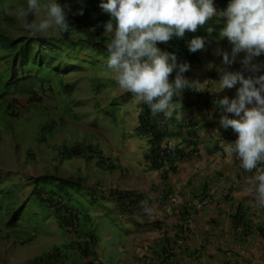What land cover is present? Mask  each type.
Segmentation results:
<instances>
[{
	"label": "clouds",
	"instance_id": "1",
	"mask_svg": "<svg viewBox=\"0 0 264 264\" xmlns=\"http://www.w3.org/2000/svg\"><path fill=\"white\" fill-rule=\"evenodd\" d=\"M224 2L226 9L221 10L218 5ZM91 6L90 0H0V139L4 138V145L0 143V233H6V237H0V241L10 245L6 259L13 260L15 264L23 257L26 249L33 247L35 236L40 239L38 242L44 240L48 234L46 218L49 215L59 220L61 227L73 237V246H70L79 253L82 260L86 261L95 255L92 251L95 246L94 235H81V210L76 206L80 203L75 195H87L89 201H93V198L105 199L107 196L100 182L93 183L92 190L85 186V178L81 175L42 173L34 176L36 166L26 165V171H21L22 167L15 163L16 151L13 153L6 148L11 140L32 136L24 127L26 119L35 121L38 116L50 114V120L53 121V114L58 115L59 112L60 119L63 114L68 117V112L64 110L73 103L69 102V94H74L68 88L75 80H71L69 75L89 67L100 66L114 72L117 85L126 92L118 98L121 106L131 98L137 103H144L145 108L149 106L156 129L162 134L158 147L159 159L151 154L154 150L151 145L154 135L139 128L138 131L145 133L149 139L150 152L147 159L151 165L154 166L153 162L156 161L163 163V168L179 159L180 154L174 138L163 133L169 123L173 125L175 121L184 118L171 117L173 102L184 103L187 100L184 106L194 108L196 105L197 110L206 112L201 105L190 102L185 95L180 96L183 91L189 96L193 84H199L198 81L193 83L186 78L185 75L190 78L193 74L189 65L204 64L200 50L205 47L209 49L203 52L208 54V60L212 62L217 60L221 45H233L232 59H229L227 53L223 54L225 64L234 63L236 56L244 53L240 62L251 75L245 78L241 72H224L219 81L220 91L231 89L237 83L241 86L236 98L230 100L225 96L216 101V110L221 114L220 127L224 130L231 128L238 138L236 135L228 137L225 140L228 142L222 146L215 142L218 148H214V155L219 156V152L224 150L229 158L235 156L238 159L241 172L254 173L246 178L244 192L258 206L264 207V75L259 74L264 65L254 61L255 57L264 53V0H101L100 8L109 15L108 18L102 11H92ZM88 9L91 10L89 20L103 17L107 22L104 29L93 26L76 28L75 23L70 26L67 18L71 14L83 15ZM35 17L39 18V22ZM30 19L32 22L26 23ZM50 29H53L50 32L60 36L56 38L45 34ZM86 30H92L96 35L104 33L108 36L106 45L97 48L93 40L74 38L75 35L82 36ZM202 31L203 35L196 37ZM174 37L186 44V49L181 53L169 49ZM83 48H87L86 53L91 55L86 60L79 57L85 50ZM25 56H28L27 61H23ZM177 58L182 59L179 60L181 64H177ZM106 60L107 68L104 66ZM74 62L77 65L70 64ZM174 70H177L176 75L171 76ZM78 78L79 81L88 79L90 82L88 94L84 91L87 84L80 85L83 91L78 97L90 96L92 92L102 96L107 92L105 89L100 94L106 87L104 83H111L110 80L92 79L90 76ZM27 79L31 83L20 84ZM128 94L131 96L127 97ZM232 114L236 118H230ZM209 119L207 117L202 121L207 122V125L212 124ZM93 120L95 125L99 124V119ZM56 123L58 127H63L61 122ZM52 130V122L43 127V133ZM231 139L234 142H230ZM168 143L172 144L171 148H165ZM74 151L81 152L70 155ZM84 151L82 145L62 150L67 159L94 158L92 155L82 156ZM26 172L29 176L24 174ZM242 175L245 177L246 173L237 174V179ZM22 185L26 188V194L23 202L17 205ZM212 202L211 196L202 195L196 205L185 206L183 211L188 215L184 221L191 220L188 210H200ZM123 204L126 203L119 205L123 212L131 213L135 210L129 204V210H124ZM141 208L147 215L154 212L147 201L141 202ZM65 216L70 218L68 227L63 225ZM35 218L38 223L32 225ZM84 249L90 254L86 255ZM62 255L61 250L55 248L30 264H38L48 256L57 259L56 264H63L66 260L68 262V257ZM169 255L172 254H166L165 259ZM88 264L95 263L90 260Z\"/></svg>",
	"mask_w": 264,
	"mask_h": 264
},
{
	"label": "crops",
	"instance_id": "2",
	"mask_svg": "<svg viewBox=\"0 0 264 264\" xmlns=\"http://www.w3.org/2000/svg\"><path fill=\"white\" fill-rule=\"evenodd\" d=\"M179 60L182 59L177 58V64H181ZM104 66L107 68V60ZM175 71L171 76L176 75ZM102 75L104 81H111L107 83V92L102 96L94 92L90 96L81 95L79 101L74 102L78 106L77 115L83 101L95 105L92 117L100 122L94 125V136L86 131L82 145L85 150L82 156H94L93 159L86 158L88 161L84 159V164L94 173L90 174L88 169L83 173L85 177H91L87 179L88 183L100 182L107 196L93 201H89L87 195L77 197L80 204L76 206L81 210V235H94L98 249L88 259L95 264H264V207L245 194L243 175L238 179L236 175L219 177L220 167L226 165L239 174L238 159L235 156L229 158L222 150L219 154L223 159L218 158L222 165L210 164L207 159L209 154L214 155L215 144L208 142L200 152L199 164L187 168V171L180 170L186 160L176 159L163 168L152 166L147 159L149 139L138 131L145 104L131 98L121 106L118 98L126 92L117 85L114 72L107 68ZM104 91L103 88L100 94ZM173 103L172 118H187L193 111V108L184 106L187 100ZM116 118H120L117 127L112 121ZM173 125L169 123L163 133L176 139L180 149L185 144ZM220 139L214 135L213 139L207 140L219 146L228 142L222 143ZM230 142L234 141L231 139ZM134 164L142 167L135 168ZM121 173L126 181L122 180ZM120 194H136L142 199L133 212H123L119 205L123 202L129 204L131 199L121 201ZM202 195L211 196L213 202L200 210H188L192 219L190 234L183 238L181 232L186 228L181 214L184 207L196 205ZM142 201L154 208L151 215L142 211ZM0 237H6V233H0ZM38 240L35 236V244L25 250L17 264H30L55 249L52 235ZM71 243L60 241L57 247L68 248ZM9 247L8 242L0 241V264H15L6 259ZM168 253L172 255L165 259ZM81 260L78 255L77 261Z\"/></svg>",
	"mask_w": 264,
	"mask_h": 264
},
{
	"label": "rangeland",
	"instance_id": "3",
	"mask_svg": "<svg viewBox=\"0 0 264 264\" xmlns=\"http://www.w3.org/2000/svg\"><path fill=\"white\" fill-rule=\"evenodd\" d=\"M75 7V5H73ZM37 22H39V18L35 17ZM32 22L31 19L28 20L26 23ZM24 23V24H26ZM53 31V29H50L47 33L48 35H51L53 37L58 38L60 34ZM90 32L84 31L85 34L82 36H74L77 40H93L95 47H101L103 48L106 45V41L108 36L103 35L104 33H101L100 35H96L94 31L89 30ZM27 35H30L26 31ZM203 35V31L199 33L196 37H201ZM206 46V41H205ZM218 48V47H217ZM232 48L233 45L229 43V45L226 47L225 45H221L218 49V55L217 60L215 62L208 60V54H204L203 50L209 49V47H205L203 50H200V56L202 60H204V64H191L189 65V69L193 70V74H191V77L189 78L188 75H185L186 78L190 82H199V84H193V87L190 88L189 91L190 95L188 96L186 93H183L180 96L185 95L188 100L194 104H199L203 107V109L206 110L204 112L203 110H197L195 107L193 108L192 113L187 118H182L174 123V128L177 130L178 135L180 138L183 139V143L185 146L181 147L179 149L180 154H178L179 161H185L184 165L181 167L180 170L187 171V168L193 167L196 164H199L201 161V155L200 152L204 151L205 146L208 144V142L214 144L213 141H209L207 139H213L214 135L217 137H220L221 135V142H225L226 138L232 137L236 135V138H238L237 133H235L231 128L224 130L219 125V118L221 114L218 113L217 104L216 101L219 99H222L223 97L227 96L230 100L233 98H236L237 96V90L241 86L239 83L235 85L231 89H224L220 91L219 88V81L221 80L222 74L224 72H241L247 78L249 75H251L250 72H248L244 66L241 64V60L244 58V53H240L236 56L235 62L231 64H225L223 60V54L227 53L229 55V59H232ZM83 54H80L79 57L86 60L89 56V54L86 53L87 48H83ZM212 51V50H211ZM254 61L258 64L264 65V53H262L260 56L255 57ZM71 65L75 66L77 65L75 62L70 63ZM63 67L68 68L67 65H64ZM105 69H102L99 67H89V69H81L80 71H76L71 73L70 79L74 80L73 83L69 84V91L70 93H74L73 95L68 96L69 102H73L68 108V117H66L64 114L62 115V119H60V112L59 116L56 115V113L53 114V121L50 120V114L47 116H38V118L35 121L25 120L24 127L26 130L30 131L32 133L31 137H20L18 140H11L7 143L6 148L11 149L15 156V163L19 167H22L21 171H26V165H31L36 170L34 173V176L40 175L42 173H48V174H55L60 176H75V175H81L85 178V185H87V188L94 190V187L91 183L87 182L88 178H91L89 175L88 177L84 176L83 170L88 169L90 174H93L94 171L92 168L88 167L86 164H84V159L81 157H75L74 159H67L65 156H63L62 150L68 149V148H76L80 147V145H83L82 143H85L84 134L86 131L90 133L91 136H94L95 128H94V120L93 117L95 110V105L89 104L90 101H83L82 106L79 108V113L77 115L78 106L74 104V102H78L77 98L79 93L83 91L82 88H79L80 85L87 84L84 88L85 93L88 94L89 92V85L88 79H84L79 81L80 76H84L87 78L88 76L95 78V79H105L103 77V73L105 72ZM66 74V73H65ZM261 75H264V68H262L261 72L259 73ZM69 81V78H68ZM24 83H31L29 79L25 81H21L20 84ZM103 84V83H102ZM106 87L104 89H108L109 86L107 83H104ZM111 90L113 89L112 86ZM188 93V94H189ZM184 97V96H183ZM87 102V103H85ZM64 103V102H62ZM57 105V104H54ZM79 105V104H78ZM33 106V104H31ZM251 107V105H248ZM197 111H196V110ZM97 116V115H95ZM207 117H210L209 121H211L207 125L206 123H202V119H206ZM230 118H236L233 114L229 116ZM119 119H112L113 125L117 127L119 125ZM47 122V123H45ZM49 122H52L53 130L52 132L43 133V127L46 124H49ZM56 122H61L60 124L63 127H58V124ZM100 122V121H99ZM98 122V123H99ZM194 122V126L192 125ZM90 124V125H85ZM122 126L125 125V123L121 124ZM198 125H200L198 127ZM203 127L204 129H202ZM196 129L195 132L194 129ZM220 134V135H219ZM129 136V135H128ZM177 143V140L174 139ZM223 142V143H224ZM0 143L4 145V138L0 139ZM182 143V142H181ZM223 159V157H220V155H213L209 154V158L207 161L211 163H215L218 166H221L220 159ZM74 161V163H73ZM26 162V163H25ZM135 168L142 167V165L134 164ZM264 166V165H262ZM219 177L225 176V175H236L237 176V170H234L231 168L230 165H226V167H220L219 171ZM245 179L249 176L254 175L253 173L245 172L244 170L239 171V174H245ZM24 174H27L29 176V173L26 172ZM123 181H126L125 176L123 173L120 174ZM68 178V177H66ZM103 189V187H101ZM104 190V189H103ZM106 190V189H105ZM104 190V191H105ZM26 194V188L24 185H22L19 195H18V201L17 205L21 204L20 202H23V198ZM74 196V195H73ZM76 197L79 195L76 194ZM112 196V195H109ZM139 196V195H138ZM73 197V198H76ZM139 201L142 199V196H139ZM94 200V198H93ZM187 204V203H186ZM121 208V206H120ZM124 210H129L127 204H123ZM122 209V208H121ZM123 210V209H122ZM183 219V226H185L186 231L182 230V235L187 236L190 234L189 226L191 225L192 219L190 221H184V218L188 215V213H182L181 214ZM38 223V219L35 218L32 221V225H35ZM46 224L48 229V234L52 235L54 242H55V248L57 247V244L60 243V241H72L73 237L67 233V231L64 230L63 227H61L59 220L54 218L52 215L47 216L46 218ZM184 228V227H183ZM46 229V228H45ZM44 229V230H45ZM63 253L62 256L68 257V262L66 260L63 264H88L90 262L89 259H87L85 262L81 260V262L77 261L79 253L75 251L74 249L70 248H58ZM98 249L94 246L92 248V251L96 254V251ZM106 256L103 253V259H105Z\"/></svg>",
	"mask_w": 264,
	"mask_h": 264
},
{
	"label": "trees",
	"instance_id": "4",
	"mask_svg": "<svg viewBox=\"0 0 264 264\" xmlns=\"http://www.w3.org/2000/svg\"><path fill=\"white\" fill-rule=\"evenodd\" d=\"M100 3H101V0L100 1L99 0H90V4L92 5L91 6V10L94 11V12H97V13H100L102 11L103 14H104L105 12L100 8ZM218 6H219V8L221 10H225L226 9L225 2L222 3V4H219ZM91 10L90 11H89V9L86 10L85 12H83V15H79L77 13L71 14L67 18L70 26H72L73 23H75L77 25L76 28H82V27H86V26H93V27H95L97 29H104V24L107 23V22H105L103 20V17L102 18H96L95 20H89V14H90ZM105 15L108 18L109 15L107 13H105ZM176 39H178V38L174 37V39L170 42L169 49L176 50V51H178V53H181V51H184V49H186V44L183 41L181 42V40H176ZM43 43H46V41H44ZM27 60H28V56H25L23 61H27ZM170 82H171V80H170ZM128 96H131V94H128L127 97ZM140 119H141L140 120L141 125H140L139 129L141 131L151 132L154 135V137H153V139L151 141V145H152V147H154V150H153V152L151 154H152V157H155L156 159H159L160 154H159V151H158V147H159V144L161 143V140H162V134L160 133V131L158 129H156L157 126L154 123V118L151 115V109L149 108L148 105H146V108L144 109L143 113L141 114V118ZM215 148L217 149L218 145L215 146ZM78 152H81V151L71 152L70 155L79 154ZM163 160L165 162H169L167 160V158H163ZM153 164H154L155 167L161 168V165L163 163H158V162L155 161V162H153ZM120 197H121L120 198L121 201L130 200L131 199V203H129V204L134 206V209H135L136 204L138 203L139 198H140L136 194H134L133 196L130 195V194H126V195H123V196L121 195ZM131 197H133V198H131ZM62 221L64 223L63 225H66L67 227L70 226L71 222H69L70 218L68 216L63 217ZM83 252H85L86 255L90 254L87 251V249H84ZM56 261H57V259H54L51 256H48L45 259H43L42 262H39L38 264H56Z\"/></svg>",
	"mask_w": 264,
	"mask_h": 264
},
{
	"label": "built area",
	"instance_id": "5",
	"mask_svg": "<svg viewBox=\"0 0 264 264\" xmlns=\"http://www.w3.org/2000/svg\"><path fill=\"white\" fill-rule=\"evenodd\" d=\"M171 147H172L171 143H168L167 145H165V148H171Z\"/></svg>",
	"mask_w": 264,
	"mask_h": 264
}]
</instances>
